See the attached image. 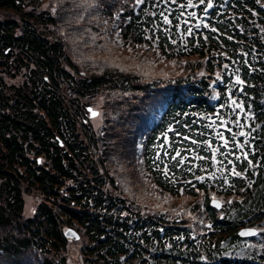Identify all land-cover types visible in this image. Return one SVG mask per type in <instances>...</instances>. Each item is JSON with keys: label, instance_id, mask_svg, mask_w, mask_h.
Listing matches in <instances>:
<instances>
[{"label": "trees", "instance_id": "trees-1", "mask_svg": "<svg viewBox=\"0 0 264 264\" xmlns=\"http://www.w3.org/2000/svg\"><path fill=\"white\" fill-rule=\"evenodd\" d=\"M184 1L0 0V264H198L237 236L220 216L264 168V0H204L191 31L163 17ZM103 91L96 128L87 103ZM230 97L257 127L218 174L207 117Z\"/></svg>", "mask_w": 264, "mask_h": 264}, {"label": "rangeland", "instance_id": "rangeland-1", "mask_svg": "<svg viewBox=\"0 0 264 264\" xmlns=\"http://www.w3.org/2000/svg\"><path fill=\"white\" fill-rule=\"evenodd\" d=\"M204 1V0H203ZM201 0H185L184 2H178L175 4L173 3L172 6L168 9L167 14H164L163 17H167L168 21L170 23L166 24H176L178 22V26H183L182 29H184L185 26H187V29L189 31V28L192 24H199L201 22H204V18L200 16V13L198 12L201 5ZM209 4L212 5V0L209 1ZM208 4V5H209ZM206 6L208 8L209 6ZM170 14V16L168 15ZM176 19V20H174ZM177 26V27H178ZM182 32V31H180ZM107 94V90L105 91ZM105 92H99L97 95L90 98L88 105H91L94 109L98 110V114L95 116L90 115L89 109L88 116L90 118L91 123L96 127L100 128L104 122L105 114H104V100H105ZM235 101V103H233ZM243 101L240 99H236L235 97H230L229 99V106L225 107V111L228 112V109H231V112L228 114H213L207 117L208 126L213 128L212 134L213 139H206V144L211 147V150L213 148L217 149L215 152V158L214 163L216 166L215 172L218 174L227 172L228 170L221 168L219 160L222 159L219 155L220 152L225 155L227 153L226 151L231 150L232 143L235 142L237 139V135L240 134V136L243 137L241 141H237L239 147H245V142H252L251 138L253 136L252 129H256L257 125L251 126V113L246 109V107L242 103ZM87 105V106H88ZM237 105H240L237 107ZM238 109V110H237ZM232 112H236V116H232ZM244 116V120L242 117ZM244 125L248 124L247 127H253L250 128V130L246 128H240L237 129L238 125ZM236 125V128L234 126ZM252 131V132H251ZM243 133V135H241ZM175 140H180L178 138H174ZM165 141L169 143V139L166 136ZM225 143H227V147H224ZM162 146V144H160ZM167 147H164V152H167ZM223 147V150L221 148ZM160 151V148L158 149ZM246 152L237 151L236 153L230 152L229 155L232 156H240L241 154H245ZM228 155V154H226ZM233 169V167H232ZM34 194V193H33ZM32 193H26L25 194V202H26V212L30 213L34 209L36 205V198L34 197ZM216 197V196H215ZM217 198V197H216ZM220 198V197H219ZM227 214L225 217L229 218L230 220H233L234 222H237L239 225H250L258 227L259 229L264 230V168L261 175V181L257 184V186L253 189L252 196L248 198L245 201H241L238 205L234 204L230 206L227 210ZM224 216V215H223ZM79 231V230H78ZM80 233V231H79ZM254 238L250 237H229L221 246V249L218 250L217 255H224L228 258L233 259H243V258H252V257H258V255L264 253L263 248V237L259 234V232L256 235H253ZM69 243L68 246L70 247V257L73 262H75V258L79 257L78 255V248L81 245V235L78 239H74L72 237H69ZM169 250V249H167ZM257 259V258H256ZM206 264L207 261H204ZM217 259V263H218ZM71 264H73L71 262ZM75 264H81L80 261H76Z\"/></svg>", "mask_w": 264, "mask_h": 264}, {"label": "snow or ice", "instance_id": "snow-or-ice-1", "mask_svg": "<svg viewBox=\"0 0 264 264\" xmlns=\"http://www.w3.org/2000/svg\"><path fill=\"white\" fill-rule=\"evenodd\" d=\"M201 2H203V0H201ZM208 6L211 7V4H209ZM165 23H170V21H168L167 17H165ZM189 31H191V30H189ZM238 82H240V81L238 80ZM233 103H235V101H234ZM239 106H240V105H237V107H239ZM89 111H91V109H89ZM93 115H96V113H93ZM241 135H243V133H241ZM193 143H195V141H193ZM224 147H227V143H225ZM216 151H217V149H215V148L212 149V152H213V159L215 158V152H216ZM178 155H179V153H178ZM198 158H199V159H203V157H198ZM238 159H239V157H238ZM249 163H251V161H249ZM165 174L167 175V173H165ZM231 174H232V175H235V176H241V175H242V173L237 172V171L235 170V168L232 169V173H231ZM213 175H214V174H213ZM197 179H198V180H203L204 177H197ZM225 183H227V180H225ZM249 186H251V185H249ZM212 200H213L214 205H215L217 208L221 207L220 202L216 200V197H215V196L212 197ZM228 203H231V201H228ZM208 227H211V225H208ZM239 234H240L241 236H248V235H256L257 233H256L255 230H245V231L240 232ZM72 235H75V234L73 233ZM77 238H78V237H77Z\"/></svg>", "mask_w": 264, "mask_h": 264}, {"label": "water", "instance_id": "water-1", "mask_svg": "<svg viewBox=\"0 0 264 264\" xmlns=\"http://www.w3.org/2000/svg\"><path fill=\"white\" fill-rule=\"evenodd\" d=\"M87 108H88V109H91V111H90V115H91V116H95V115H93V113H96V115L98 114V110H97V109H94L91 105H88ZM216 200L219 201L220 204L222 205V200L217 199V198H216ZM211 204H212V206L216 207V206L214 205V203H213V200L211 201ZM219 208H220V207H219ZM245 230H255L256 233L258 232V229H257V228H255V227H250V226L242 227L241 229H239L238 232L240 233V232L245 231ZM73 233H74L75 235H72ZM65 235H66V236H69V237H72V238H74V239H77V237L79 238V236H80L79 232H78L75 228H73V227H67V229L65 230ZM248 236H251V235H248Z\"/></svg>", "mask_w": 264, "mask_h": 264}]
</instances>
